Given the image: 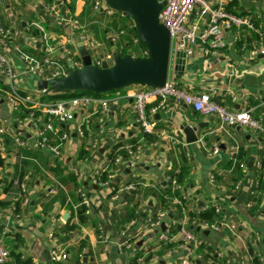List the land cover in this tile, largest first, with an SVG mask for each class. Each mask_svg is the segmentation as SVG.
Returning a JSON list of instances; mask_svg holds the SVG:
<instances>
[{"label": "crops", "instance_id": "crops-1", "mask_svg": "<svg viewBox=\"0 0 264 264\" xmlns=\"http://www.w3.org/2000/svg\"><path fill=\"white\" fill-rule=\"evenodd\" d=\"M230 11L250 16L264 27V0H226ZM68 20L69 15L61 0L56 4ZM84 0H75L73 16L79 28L73 32L74 47L79 55L80 47L94 57L115 51L109 39L110 27L104 15H81ZM228 9V10H229ZM71 17V18H72ZM0 24L8 31L0 46L10 59L19 76L13 86L26 93H35V80L24 72V65L17 49L37 56L43 55L35 36L41 27L49 36L69 33V26L53 20L44 10L42 0H0ZM38 29L32 35L29 29ZM235 28L225 31L226 45L216 54L203 55L199 46L190 58L185 59L182 75L173 73L170 61L168 80L190 92H201L209 88L218 90L217 101L228 110L244 107L264 118V56L252 55L251 46L257 39L248 28L238 30V40L232 41ZM82 44L81 46L79 44ZM104 49L102 53L100 50ZM80 58V55H79ZM67 60V61H66ZM65 63L73 69L71 61ZM0 82L11 83L0 76ZM137 86H130L107 97L114 110H109L102 124L97 115H92L83 125L84 111L76 113L65 125L68 138L54 155L47 148L35 146L32 135L26 134V146L11 142L9 135L0 141V188L1 200L11 201L6 208L0 207V237L9 250L13 246L22 259H31L33 264H131L138 252L152 256L137 264H176L187 257L190 264H251V248L260 259H264V194L257 200V179L260 159L264 155V134L234 126L221 129L217 117L200 115L190 107L169 100L157 108L152 118L160 130L174 135L180 143L173 146L167 136H161L157 145H145L140 159L130 164L123 161L110 170V178L102 187L91 182L90 176L97 165L106 159L116 143L140 142L143 133L133 121L131 93ZM110 106V107H111ZM149 107V105H148ZM12 117L9 94L0 100V124L9 125ZM202 125L196 137L203 135L210 146L216 143L217 154H210L196 140L187 143L180 131V124ZM96 141L97 148L92 147ZM236 141L243 149L239 171L234 170L229 157V145ZM188 154L189 157L186 156ZM232 166H228V162ZM20 182L24 184L27 201L17 199V187L4 191L5 185L22 169ZM184 170L185 182L179 190L186 198L188 211L198 212L202 207L214 205L235 229L226 227L207 229L197 227L201 244L196 250L181 247L178 232L169 234V228L177 218L178 209L170 202H161L160 190L166 183V171ZM71 173L75 180L69 177ZM237 179L234 183L233 180ZM134 185L135 190L127 189ZM81 197H85L83 223L76 216ZM17 201L15 210L12 202ZM136 204L133 217L126 215ZM163 211L165 216L158 225H150L155 214ZM76 227L68 231L58 228L66 221ZM164 224V228L161 227ZM190 226H193L190 224ZM198 228V229H197ZM124 233V235L122 234ZM16 234L22 239L17 245ZM162 236H165L164 239ZM173 244V245H171ZM169 245L167 247H162ZM57 246L66 254V261H52L51 249ZM143 256V257H144ZM7 264H15L10 257Z\"/></svg>", "mask_w": 264, "mask_h": 264}, {"label": "built area", "instance_id": "built-area-1", "mask_svg": "<svg viewBox=\"0 0 264 264\" xmlns=\"http://www.w3.org/2000/svg\"><path fill=\"white\" fill-rule=\"evenodd\" d=\"M163 5L158 13V21L163 24L170 33V52L169 62L182 53L185 59L190 58L196 46L201 48L203 55L210 53L216 54L226 45L225 31L235 28L232 41H237L238 30L248 28L254 31L257 39L251 46V54H262L264 56V27L250 16L236 14L226 8V0H158ZM92 12L94 15H104L111 20H120L127 16L118 10L109 7L104 0L92 1ZM45 12L61 26L67 23L69 30L67 34L49 36L41 27H37L40 33L35 36L39 46L44 47L43 55L37 56L17 49L19 57L24 65L25 74L33 75L35 79L61 78L70 71L66 66L65 60L71 61L72 68L81 66V58L76 57L74 47L73 32L79 28L78 20L70 17L68 20L54 4L44 5ZM68 12V9H66ZM69 13V12H68ZM109 39L115 44L117 53H129L131 56H145L146 49L139 46L140 39L134 29L133 22L129 20L125 27L119 26L116 30L110 27ZM8 31L0 24V46L4 43ZM112 53L106 55L91 56L92 64L100 66L102 61L111 62ZM67 61V60H66ZM0 76L5 77L10 83L9 101L12 117L9 125L0 124V141L5 135H9L11 142L20 147L26 146L25 135L29 134L35 139V146L39 149L47 148L54 155L59 154L60 147L68 138L69 133L65 125L71 121L76 113L84 111L82 124L78 126V132L82 134L83 125L88 122L92 115H97V120L102 124L105 115L109 112L111 100L107 96H95L93 94H83L66 100L55 102H42L38 96L43 91L35 93H19L13 86V81L19 76L7 55L0 49ZM131 93L132 103L131 112L134 123L139 126L143 133L140 142L136 144H126L123 146L124 154L117 155L112 163L113 167L123 161L130 164L136 163L145 148V145H157L161 136H167L170 143L176 146L180 140L174 135H170L166 130H160L156 121L152 118L157 108L165 105L169 100L190 107L200 115H213L219 121V127L239 126L253 132L264 134V118L261 115L252 113V109L244 107L238 110H228L217 101L218 90L209 88L201 92H190L167 80L164 85L159 87H141ZM149 105V107H148ZM26 109V110H24ZM150 135L152 140H147L145 136ZM201 146L210 154H217L219 147L216 143L210 146L206 143L204 136L197 137ZM181 144V143H180ZM92 147L97 148L96 141ZM229 159L234 164L237 161L238 143L233 141L229 147ZM187 157L188 154H186ZM109 164L103 159L92 171L90 180L93 184L104 187L107 181H102L99 177L104 171H108ZM110 178V174L108 179ZM166 181H170L172 187L180 188L175 179L166 176ZM13 185L17 187V199L27 201L24 184L18 179H14ZM127 189L135 190V186L130 184ZM0 188V196L2 194ZM264 194V192H263ZM186 195L180 191V196L171 198L173 204L178 206L177 218L173 221L179 225L178 234L180 236L181 247L196 250L201 244L197 233L194 231L195 221L190 220L187 209L184 206ZM80 204L85 207L88 201L81 197ZM217 212H221L215 207ZM86 211V210H85ZM222 213V212H221ZM165 216L163 211L155 214L154 220L151 219L150 225H158ZM192 224L193 226H190ZM201 226L207 229H218L226 227L234 230L235 225L228 223L224 214L218 222H202ZM124 235V233H122ZM165 236H162L164 239ZM135 256V255H134ZM144 256V255H143ZM143 256L136 257L140 262ZM52 261H66L67 254L59 247L54 246L50 251ZM10 260L9 250L2 237H0V264H7ZM185 257L182 262L176 264H190ZM36 264V263H35Z\"/></svg>", "mask_w": 264, "mask_h": 264}, {"label": "water", "instance_id": "water-1", "mask_svg": "<svg viewBox=\"0 0 264 264\" xmlns=\"http://www.w3.org/2000/svg\"><path fill=\"white\" fill-rule=\"evenodd\" d=\"M111 8L123 12L134 25V29L146 48L145 56H131L129 53L113 52L112 61H102L101 65L92 64L91 55L82 47L79 49L81 66L71 69L61 78L31 79L35 80L37 91L64 92L82 90L94 93H108L130 86L159 87L168 80L170 33L158 21V13L163 2L158 0H104ZM185 67V56L176 53L173 61V73L179 78ZM112 105L110 110H114ZM202 125L180 124V131L185 141L197 140L196 131ZM164 228V224H161ZM198 229V228H197Z\"/></svg>", "mask_w": 264, "mask_h": 264}, {"label": "trees", "instance_id": "trees-1", "mask_svg": "<svg viewBox=\"0 0 264 264\" xmlns=\"http://www.w3.org/2000/svg\"><path fill=\"white\" fill-rule=\"evenodd\" d=\"M59 0H42V3L44 5H51L54 4L56 5L58 3ZM62 3L64 4V6L68 9L69 13L68 15L70 17L73 16V12H74V4H75V0H61ZM92 1L93 0H84L85 3V7L84 10L82 11L81 15H86L89 16V19L92 20V17H90V14L92 13ZM227 9H229L227 7ZM230 10V9H229ZM30 33H32V35L39 33V30L36 29H29ZM140 48L142 49H146L145 46L141 43H139ZM121 54H123V52H120ZM76 57L79 58V55L76 54ZM122 90V89H121ZM10 91V86L8 84L5 83H1L0 82V100L2 99V97L6 94L9 93ZM19 93L23 94V92L21 90H18ZM116 91L119 90H113L110 91L108 93H103V94H113ZM93 94L95 96H101V94L99 93H94V92H89V91H82V90H74V91H64V92H43L41 93L38 98L40 101L42 102H55V101H60V100H66L75 96H80L83 94ZM26 110V109H24ZM145 138L147 140H152L153 137L150 135L145 136ZM131 144V143H128ZM132 144H136V142L132 143ZM126 144H122V143H116L113 148L109 151V153L107 154L106 160L107 163L109 164V169L108 171H104L100 174V179L102 181H107L108 180V176L110 174V170L112 169L113 165V161L115 159V157L117 155H123L124 154V149L123 146H125ZM237 161L233 164L234 170L239 171V167H240V162L243 159V149L240 146L238 148V153L236 155ZM2 164V160L0 159V165ZM228 166H232V163H230V161L228 162ZM167 175L169 176V178H173L175 179L176 183L179 185H183V183L185 182V175H184V170L181 171H175L174 167H170L167 171H166ZM22 174H23V166L22 169L17 173L16 177H12L5 185H3V189L4 191H9L11 190V188H15V187H11L12 186V182L14 179H18V181H21L22 179ZM69 177L73 180V184L76 186L75 180L73 179V176L71 175V173H68ZM234 183L237 182V179L233 180ZM264 192V155L261 157L260 159V168H259V176L257 179V200L261 199L262 195ZM180 196V190L178 187H172L171 182L170 181H166V183L164 184V186L161 188L160 190V199L161 202H170L171 198L173 197H178ZM11 201L9 200H1L0 199V207L1 208H6L10 205ZM15 210H16V206H17V201L12 202ZM175 205V204H174ZM175 207L178 209V206L175 205ZM136 209V204L133 205V207L131 208V212L129 214L126 215L125 220L129 221L132 217H133V213L134 210ZM84 211H85V207L83 205H79L76 209V216L79 222L83 223L85 221V217H84ZM222 213L221 212H217L215 210V206L214 205H207L206 207H202L198 212H192V211H188V216L190 220H194L196 222L197 227L201 226L202 222H218L221 218H222ZM152 220H154V218H152ZM76 227L75 223L73 222H69V220L66 221L65 224H63L62 226H60L58 229L62 232L64 231H68L71 229H74ZM179 229V225L174 223L173 225L170 226L168 233L169 234H173L175 232H177ZM16 244L19 245L21 244L23 241L20 238L19 235L16 234ZM173 245V244H171ZM169 245H164L162 246L167 247ZM10 257L14 260L15 264H33L32 260L27 258V259H22L21 257V253L20 252H15V249L13 246H11L10 248ZM249 252L251 254V264H264V259H260L259 256L250 248ZM143 253L138 252L134 257L131 258L130 263L131 264H137V260L136 257H139V255H142ZM152 256V253L148 252L144 257L143 260H148L150 257Z\"/></svg>", "mask_w": 264, "mask_h": 264}, {"label": "rangeland", "instance_id": "rangeland-1", "mask_svg": "<svg viewBox=\"0 0 264 264\" xmlns=\"http://www.w3.org/2000/svg\"><path fill=\"white\" fill-rule=\"evenodd\" d=\"M130 19L127 17V18H123V19H120V20H111V19H109L108 18V20H105V22L107 23V24H114V26H116V27H114L115 29H117L119 26H121V27H125L126 26V24H127V22L129 21ZM113 27V26H112ZM102 53L104 52V49H101L100 50ZM95 55H100V54H95ZM87 94H90V93H87ZM101 95H103V96H107V94L105 95V94H101Z\"/></svg>", "mask_w": 264, "mask_h": 264}]
</instances>
